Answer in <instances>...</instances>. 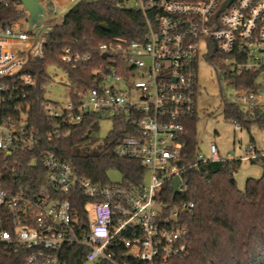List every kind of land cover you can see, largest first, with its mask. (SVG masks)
Masks as SVG:
<instances>
[{"label":"built area","instance_id":"2783aa9c","mask_svg":"<svg viewBox=\"0 0 264 264\" xmlns=\"http://www.w3.org/2000/svg\"><path fill=\"white\" fill-rule=\"evenodd\" d=\"M81 0H38L40 25L18 0H0L19 16L0 28V104L23 100L35 88L24 67L44 58L45 37L55 25L43 16ZM95 2L96 0H88ZM121 10L139 12L144 33L139 39L115 38L97 46L104 61L91 71L89 86L68 92V104L56 110L42 104L50 119L79 124L87 116L120 126L114 155L137 161L149 174V185L100 184L81 177L52 152L40 149L57 131L41 136L28 131L29 105L13 115L0 112V264H170L185 256L187 235L178 225L181 213L194 210L183 201L188 170L200 165L263 161L264 153L249 145L245 156L226 160L215 143L206 156L196 152L186 163L184 138L196 117L199 94L197 65L203 48L219 79L233 85L227 104L264 126V0H115ZM62 22V21H61ZM61 24V23H59ZM103 55H106L103 58ZM92 60L89 53L65 48L60 61L73 70ZM236 132L242 127L233 118ZM37 153L32 165L44 170L37 187L16 186L21 153ZM178 179L176 194L172 183ZM169 186L178 201H165ZM76 204H81V212Z\"/></svg>","mask_w":264,"mask_h":264},{"label":"trees","instance_id":"16d2710c","mask_svg":"<svg viewBox=\"0 0 264 264\" xmlns=\"http://www.w3.org/2000/svg\"><path fill=\"white\" fill-rule=\"evenodd\" d=\"M18 13L15 7H0V28L15 20ZM143 21L139 12L118 9L115 0H81L63 17L61 24L46 35L44 58L24 67L23 72L34 78L35 88L29 90L26 99L0 104V112L7 117L15 113V107L24 109L29 105L28 131L39 136L57 131L51 141L40 140V149L52 152L81 177L94 183H110L108 173L116 171L123 185H138L145 174L142 166L137 161L121 160L114 155L121 138L120 126L113 123L103 143L92 145L99 132L98 117L87 116L79 124L50 119L42 104L48 102L43 98V84L49 80L46 68L56 67L65 73L71 91L86 88L91 81L90 70L104 62L96 51L97 46L115 38H141L145 31ZM65 48L89 53L92 60L73 70L60 61ZM227 112L243 122L237 110L229 108ZM195 119L193 117L187 125L188 134L184 138L187 164L195 159L197 152ZM36 154H20L22 161L15 174L3 175L1 182L5 189L8 181H15L18 187L38 188L44 181V170L39 164L30 163ZM5 158L0 151V174L6 172L3 170ZM234 168L230 163H222L200 165L198 171H186L188 193L180 199L192 202L194 210L181 213L178 225L186 231L187 252L170 264H264V175L257 181L248 179L241 191L237 190L234 180L231 182ZM165 191V201H178L169 186ZM81 206L74 207L81 212Z\"/></svg>","mask_w":264,"mask_h":264},{"label":"rangeland","instance_id":"374dc122","mask_svg":"<svg viewBox=\"0 0 264 264\" xmlns=\"http://www.w3.org/2000/svg\"><path fill=\"white\" fill-rule=\"evenodd\" d=\"M76 4L57 11L56 18L50 13L43 16L44 25H59L63 17ZM211 50L202 49L197 65V82L199 94L196 100V121L194 131L197 142V152L206 156L208 147L215 143L220 156L226 160L239 159L245 156V151L252 145L257 151L264 153V127L261 123L242 116L241 130L236 132L229 110L227 99L233 92V85L221 80L210 62ZM49 80L43 84V98L50 102L56 110H63L68 104L69 82L65 73L59 68H46ZM232 109V108H231ZM99 132L92 140V145H100L112 130V122L108 119L99 120ZM248 122V123H247ZM233 178L237 190L244 191L248 179L259 180L264 175L263 161H243L234 165ZM111 183H120L121 175L109 171ZM149 174L143 176V185H149Z\"/></svg>","mask_w":264,"mask_h":264},{"label":"water","instance_id":"95a60500","mask_svg":"<svg viewBox=\"0 0 264 264\" xmlns=\"http://www.w3.org/2000/svg\"><path fill=\"white\" fill-rule=\"evenodd\" d=\"M22 7L28 12L29 17L28 18V24L31 28L33 25L39 26L40 25V19L41 15L43 14V8L38 4V0H18ZM233 0H228V4L231 3ZM106 55H103V58H105ZM178 179H175L172 183V191L174 194H176L177 185H178ZM231 182H233V179H231Z\"/></svg>","mask_w":264,"mask_h":264},{"label":"crops","instance_id":"0c3cea01","mask_svg":"<svg viewBox=\"0 0 264 264\" xmlns=\"http://www.w3.org/2000/svg\"><path fill=\"white\" fill-rule=\"evenodd\" d=\"M234 180V179H233ZM235 182V181H234Z\"/></svg>","mask_w":264,"mask_h":264}]
</instances>
